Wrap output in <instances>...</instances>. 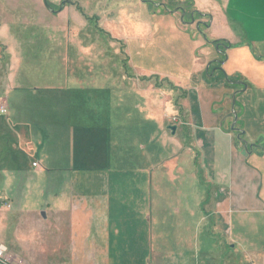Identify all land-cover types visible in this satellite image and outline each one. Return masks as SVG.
<instances>
[{"label": "crops", "instance_id": "0c3cea01", "mask_svg": "<svg viewBox=\"0 0 264 264\" xmlns=\"http://www.w3.org/2000/svg\"><path fill=\"white\" fill-rule=\"evenodd\" d=\"M191 1L196 7V0ZM199 1L207 3H199V11L194 10L202 18L199 20L206 22L203 34L207 33V42L216 46L213 41L222 40L227 45L214 55L207 49L205 59H200V67L208 64L207 74H202L204 81L191 91L183 88L184 97L176 104L174 99L169 102L168 96L160 102L154 100L152 93L160 88L151 78L144 84L142 78L132 77L147 107L142 110L137 109L140 104L134 105V110L146 113L144 125L162 128L166 125L163 116L169 129L176 126L173 134L179 128L177 124L182 125L184 147L188 146L192 156L198 152V138L203 134L215 149L218 145L224 147L228 166L218 179L199 163L198 155L191 158L196 165L189 174L187 188L197 187L196 205L184 200L185 189L179 187L184 181L171 193L174 199L167 204L168 179L177 183L182 179L178 173L170 177V161L180 164L182 158L178 156L165 153L148 157L133 155V151L129 156H114L111 139V152L103 155L104 165L100 167L83 166L86 160L77 154L74 157V140L81 151L89 139L108 143L115 109L112 92L108 93L111 88L100 87L114 83L112 80L87 83L88 78H74L65 69V76L52 77L46 86H35L32 93L15 91L24 90L36 80L26 76L24 70L18 86L12 77L0 81V105L7 109V113H0V212L2 206L10 207L8 191H16L20 198L45 195L47 179L57 176L63 180L60 188L50 185L44 211V217L52 222L48 232L52 259H69L70 264H151L155 259L161 264H199L195 243L200 240L202 218L212 221L209 235L215 238L218 221L227 225L228 231L234 214L243 229L252 226L255 215L264 217V170L253 161L262 158L264 152V0ZM180 14L173 12L172 16L179 19ZM27 66L32 68L23 61L18 69ZM84 84H98L99 88L91 95L83 90ZM12 91L17 94L14 98ZM162 104L165 112L161 116L155 106ZM213 156L219 164L216 150ZM19 178L22 185L15 189ZM201 180L208 190L203 198ZM125 213L132 218L123 216ZM233 237L230 235L232 246L242 243ZM0 243L7 252L8 246ZM62 245L66 246L64 253ZM243 246L249 254L244 260L261 264L256 256L259 251L251 250L255 246Z\"/></svg>", "mask_w": 264, "mask_h": 264}, {"label": "rangeland", "instance_id": "374dc122", "mask_svg": "<svg viewBox=\"0 0 264 264\" xmlns=\"http://www.w3.org/2000/svg\"><path fill=\"white\" fill-rule=\"evenodd\" d=\"M61 1L51 0L54 5ZM200 2L196 0L195 7L191 0H72L61 13L54 14L47 9L43 0H0V81L4 82L12 77V81L18 86L19 78L22 77L20 72L24 70L26 76L36 80L27 84L24 90L15 91L32 93L35 86H46L52 77L65 76V69L67 73L68 70L72 72L74 78H88L87 83L112 80L114 83L100 87L111 88L108 93L112 92L115 109L112 132L107 133L108 155L106 151L105 155L109 156L111 152L112 139L114 156H129L133 151V155L146 154L150 157L166 153L168 156L182 158L180 164L170 161V177L173 179L172 174L178 173L182 179H178V183L168 179L167 204L170 198L172 201L174 199L170 196L171 193L176 190L180 181H184L183 186L179 184L180 189H185L184 200L187 204L196 205L197 187L195 190L187 188L189 174L196 165V161L191 158L198 155L199 163L209 169L211 176L218 179L228 166L225 149L220 145L215 149L206 134H203L198 138L200 148L197 147L198 152L192 156L193 152L188 146L184 147L182 125L176 123L179 128L174 134L168 128L170 124L164 116L163 123L166 120V125L162 128L144 125L146 113L134 110V105L140 104L137 109L142 110L147 107L143 104L144 96L136 90L132 77L142 78L144 84H148L146 80L151 78L154 85L160 88L152 93L154 100L160 102V99L168 96L169 102L174 99V103H179L184 97L183 88L191 91L199 82L204 81L202 74H207L208 64L200 67V59H205L207 49L213 55L219 49L207 42V33L203 34L206 22L199 20L202 19L198 15ZM200 4L207 6V3ZM196 9L198 11H194ZM171 12H180L181 18L172 16ZM245 51L248 53V49ZM23 61L25 65H32V68L27 66L18 69V64ZM34 69L36 74L33 73ZM214 69L211 68L209 73ZM90 84L82 85L83 90L93 95V91L99 86ZM15 91H12L13 98L17 96ZM104 93L108 94L106 90ZM163 105L155 106L161 116L165 112ZM1 108L6 109L3 105H0ZM198 130L195 128L197 134ZM186 134L189 135L190 131H186ZM188 137L190 136L186 140H189ZM97 143L92 139L84 142L81 147L83 154L85 155V151L87 155L94 152L100 154L102 144ZM77 146L79 143L74 140V157L81 151ZM214 150L218 153L219 164L215 163ZM261 156L262 158L253 161L255 164L259 163L264 170V152ZM174 166L178 168V172ZM202 171L205 172L203 168ZM34 180L37 178L34 177ZM22 182L19 178L13 188L22 185ZM62 182L57 176L47 179L44 185L45 195L35 193L27 197L22 195L20 198L16 191H8L10 207L2 206L3 211L0 212V241L8 246V251L0 264H70L69 259L55 260L49 256L51 242L48 232L52 228V222L43 215L47 209L50 185L60 188ZM200 192L201 198L208 192L203 180ZM262 196L264 197V188ZM21 205H24L22 209ZM123 216L132 218L127 213ZM255 216L252 218V226L247 229L241 228L236 214L228 225L231 226L228 231L227 225L218 221L220 225L216 229L215 238L209 235L212 221L202 218L200 240L195 243V252L198 251L200 257L199 264H246L245 254H249L245 252L243 245L247 243L255 246L251 250L259 251L256 256L264 264V217ZM230 235L242 243L232 246L234 242L230 240ZM62 246L64 253L66 246ZM114 262L125 261L110 260V263ZM151 264H161V260H152Z\"/></svg>", "mask_w": 264, "mask_h": 264}, {"label": "trees", "instance_id": "16d2710c", "mask_svg": "<svg viewBox=\"0 0 264 264\" xmlns=\"http://www.w3.org/2000/svg\"><path fill=\"white\" fill-rule=\"evenodd\" d=\"M220 41H222V40H216L215 42L216 43H219ZM176 104H178V103H176ZM97 144H99V143H97ZM102 144V143H101ZM101 144H99V145H101ZM108 144V143H107ZM108 148L109 147H107L106 146V144H104V145H102L101 147H100V149H99V151H100V154H98L97 152H94V153H89L88 155L86 154V151H85V155L83 154V149H82V151H80L81 152V154H78L77 155V157L78 158H83L84 159V161L86 160V163L87 164H84L83 166H89V167H100V166H102V165H104L102 162H101V158L103 157V155H105V151L107 152V155H108ZM97 156V157H96ZM106 156V155H105ZM93 157H96V159H93ZM91 160H95V161H91ZM80 164V163H79Z\"/></svg>", "mask_w": 264, "mask_h": 264}, {"label": "flooded vegetation", "instance_id": "af4514ba", "mask_svg": "<svg viewBox=\"0 0 264 264\" xmlns=\"http://www.w3.org/2000/svg\"><path fill=\"white\" fill-rule=\"evenodd\" d=\"M72 2V0H62L60 4L54 5L51 0H43V3L46 5L47 9L51 11V13L58 14L61 13L65 7ZM194 21V20H193Z\"/></svg>", "mask_w": 264, "mask_h": 264}, {"label": "water", "instance_id": "95a60500", "mask_svg": "<svg viewBox=\"0 0 264 264\" xmlns=\"http://www.w3.org/2000/svg\"><path fill=\"white\" fill-rule=\"evenodd\" d=\"M216 47L218 48V49H220L221 47L224 49V48H226L227 47V45L226 44H224V43H218L217 45H216ZM240 82V81H239ZM234 100H235V97H234ZM236 101V100H235ZM234 114H235V117L237 118L238 117V114H237V112L235 111L234 112ZM170 128H172V130L175 132L176 131V126L175 125H173V126H171ZM233 128L235 129V125H233ZM241 133H242V131L241 132H239V137H241ZM246 145V147H247V143H245ZM43 215L44 216H46V214L43 212Z\"/></svg>", "mask_w": 264, "mask_h": 264}, {"label": "built area", "instance_id": "2783aa9c", "mask_svg": "<svg viewBox=\"0 0 264 264\" xmlns=\"http://www.w3.org/2000/svg\"><path fill=\"white\" fill-rule=\"evenodd\" d=\"M0 113H3V114L7 113L6 109L1 108ZM5 257H6V247L0 243V260L5 259Z\"/></svg>", "mask_w": 264, "mask_h": 264}, {"label": "bare ground", "instance_id": "6f19581e", "mask_svg": "<svg viewBox=\"0 0 264 264\" xmlns=\"http://www.w3.org/2000/svg\"><path fill=\"white\" fill-rule=\"evenodd\" d=\"M250 147V146H249Z\"/></svg>", "mask_w": 264, "mask_h": 264}]
</instances>
